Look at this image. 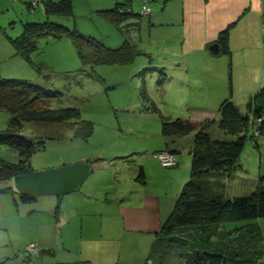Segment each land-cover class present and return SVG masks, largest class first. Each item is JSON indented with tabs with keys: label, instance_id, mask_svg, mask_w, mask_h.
I'll return each instance as SVG.
<instances>
[{
	"label": "rangeland",
	"instance_id": "1",
	"mask_svg": "<svg viewBox=\"0 0 264 264\" xmlns=\"http://www.w3.org/2000/svg\"><path fill=\"white\" fill-rule=\"evenodd\" d=\"M116 1L122 0H71V14L47 15L42 10L43 0H0V75L4 78L35 79L42 86H47V81H52L60 88L63 95L48 101L50 106H64L73 103L79 106L82 119L92 121V132L86 136L87 140L82 139L84 136H81L82 142L79 141L81 144L77 143V139L84 130V125L79 123L76 117H71L59 124L35 121L24 123L20 129L24 130L22 133L26 137L34 140L38 139L35 137H39L45 143V147L31 153L29 167L32 171H39L69 164L85 157L92 159L96 156L104 157L103 161L99 159L92 163L93 171L82 184L86 189L91 182L96 180V186L91 191H87V194L99 201L96 203L91 201L86 215H89L92 206L99 207V205L104 209L103 214L91 217L89 220L84 217L80 229L89 235L91 233L88 229H91L98 232L99 236L102 233L103 223L108 220L112 222L117 220L121 226L117 240H115L117 241L116 247L119 250H130L132 254L119 256V263L141 264L145 259L144 264H159L154 261L155 254L150 251L151 242L148 241L150 232L147 230L151 228V233L154 234L158 222L162 224L161 222L172 209L177 194L181 190V185L180 187L177 185L183 177L188 175L190 166L188 149L184 148L179 154H175L171 153L165 145L162 134L163 116L171 119L179 116H195V118L206 116L202 115L204 112H197V110H217L221 99L225 96H232L231 92L236 93L232 99L243 109L247 103L249 104L251 98L255 97V92L259 88L263 90L264 81H260L261 84L256 83L257 87L253 85L256 77L264 75V61L261 64H246V62H238V58L234 64H230L235 76L233 84L229 78L227 79L228 72L220 70L221 72L218 73L219 70H209L211 65L199 66L200 74L197 79L194 67L191 66L186 86L179 85L177 92V89H173V85L170 86L168 83L170 74H164L166 68L159 64V61L164 60L165 57L160 51L161 43H177L178 38L175 39L173 35L175 29L167 26L159 34L161 38H153L155 32L150 38L146 19L142 22L143 26L140 30L129 29L127 31L129 33L127 37L139 39L142 34L143 40L139 42V47L143 53L137 54L131 63L124 65L98 63L92 66L93 45L74 35L75 40H73L67 33L61 34L60 37L54 35V32L35 37L33 40L36 47L30 52L29 59L25 58L20 53L21 51L16 52L14 48L12 38L21 32L24 23L44 21L58 23L68 30H76L79 35L92 37L103 41L106 45L117 47L124 40L125 32L113 24L104 12L100 11L114 7ZM127 1L130 2L135 12L140 10L144 1H148L149 5L156 3V10H163V13H160L162 15H157L160 18L159 21L165 19L163 22H166L163 16H168L172 5L180 8L176 0H170L166 6H164L165 0L161 2H157L158 0ZM153 14L155 15V12ZM80 55H83V58ZM249 58L248 54L242 56V60ZM204 68L207 70H202ZM38 69L42 71L40 77H38ZM43 73L49 76L48 79L42 76ZM223 89L227 92H223ZM29 90L36 89L30 88ZM36 93L30 91L26 95L27 100L33 101L34 106L42 108L48 102H43L44 100L39 99ZM258 97L255 103H259L260 108L264 109V100ZM255 103L253 105H256ZM214 112L211 111V113ZM254 115L253 112L249 118L248 129L253 130L251 137L247 140L240 156L242 167L232 169L230 176L233 179L227 181L228 185L232 186L234 193L231 194L232 196L250 193L256 185L257 178L260 177V172H264V132L260 131L261 126H256V120H258L257 125L262 124L264 117L259 118ZM8 116L5 110L0 109V128L4 127ZM214 129L212 128L213 131ZM185 138L180 137L181 140ZM255 139L260 147L256 145ZM160 143L163 149L153 156L162 154L159 157L163 158L157 160L151 152L159 149L157 147ZM39 145L42 146V143ZM6 148L8 147L0 146V155L6 157L15 155ZM124 155L126 157L121 158ZM9 159L17 160L14 157ZM137 167H143L145 174L143 182L135 180L138 174ZM103 172H106L111 181H107ZM134 172L135 175L132 176ZM12 181L13 178L10 180L11 184ZM3 183L1 182L0 185ZM115 191L133 197L138 195V197L131 202L128 201L126 207L124 205L116 207V203H107L105 199H111L113 195H116ZM71 194L65 196H72ZM105 194L106 196L102 199ZM17 196L19 202L21 201L24 205L22 209L25 211L20 220L22 228L18 224L12 226L11 237L15 246L10 249L9 256L13 248L17 250L18 247H22L18 244L23 243L26 238L34 235L36 237L37 232L43 234L49 225L59 226V224H54L55 219L52 217L55 206L53 205L54 195H40L37 198L30 197L28 200L23 199L24 195L19 193ZM142 197H145L144 203H142ZM118 199L120 200V197ZM227 225L230 227L233 223ZM57 230L59 231L58 228ZM71 230L67 222H64L62 231L68 232L66 243L72 242L75 245L83 243L85 246L89 238L80 235L81 238L79 236L73 242L69 240ZM103 233V238L100 237L99 240L109 242L107 240L109 232L107 236L106 232ZM101 241L99 242L100 247L95 248L96 241H94L92 248L88 249L90 251L88 256L94 258V264L95 260L100 257L101 259L107 258L110 254L103 256L102 254L112 249L110 246H105V242L101 247ZM103 249H105L104 252ZM168 254L165 258L163 256L164 260L161 264H180L177 259L173 261ZM43 255L36 249L34 242H29L24 252L18 250L14 255L12 253L11 258L3 260L2 264L56 263L50 260L44 261ZM107 262L111 264V259Z\"/></svg>",
	"mask_w": 264,
	"mask_h": 264
},
{
	"label": "trees",
	"instance_id": "2",
	"mask_svg": "<svg viewBox=\"0 0 264 264\" xmlns=\"http://www.w3.org/2000/svg\"><path fill=\"white\" fill-rule=\"evenodd\" d=\"M143 5L151 6L148 1H144L140 10L135 12L129 1L122 0L116 1L112 8L100 10L107 15L113 24L125 32L124 40L117 47H111L92 37L79 35L76 30H68L51 21L24 23L21 32L12 38V42L16 52L21 51L20 53L29 59L30 52L36 47L33 40L35 37L50 32H54L57 37L67 33L73 40H75L73 37L77 36L76 38L85 39L93 45L92 66L98 63L128 64L136 58L137 54L143 53L139 47V42L143 40V36L140 34L139 39L127 37L129 35L127 31L129 29L140 30L145 19L148 27L151 25L153 8L149 7L150 11L143 13ZM71 8V0H43L42 10L47 15H69ZM165 18L168 21L163 22L165 19H162L161 22L163 23L159 21L156 28L164 25V23L168 25L169 18ZM218 41L222 46L221 50L228 53L227 35L222 34ZM262 45L264 51V38ZM80 56L83 58V55ZM151 58L153 57L151 56ZM230 71L231 68L228 71L227 79L229 78L233 84ZM41 72L38 69V77L41 76ZM1 76L0 109L5 110L9 116L4 127L0 128V146L8 147L6 149L15 155L8 157L0 155V181L4 182L3 185H0V191L6 192L9 191L7 189H10V193H18L11 186L10 180L16 174L30 171L29 157L31 153L36 149L45 147L44 140H40L39 137H35L38 139L34 140L22 133L24 130L20 127L24 123L35 121L59 124L71 117H76V120L84 125V130L77 139V143L81 144L79 142L81 136H84L82 139L87 140L86 136L92 132V121L82 119L79 106L73 103L64 106H50L48 101L63 95L60 88L52 81H47L48 85L42 86L35 79L4 78ZM42 76L46 79L49 77L47 74ZM30 88L36 90H29ZM259 89L255 92V97H252L249 104L247 103L243 109L232 99L236 93L231 92L232 96H225L221 99L217 110H197V112H204L202 115L206 116L200 118L179 116L174 119L163 116L162 134L165 145L171 153L175 154H179L184 148L188 149L190 166L188 175L182 178L181 184L177 185L179 187L181 185V190L177 194L172 209L151 242L150 251L155 254L156 259L154 261L157 263L161 264L164 260L163 256L165 258L168 253L173 261L177 259L180 264H258L262 260L264 243L260 221L264 219V172H260L254 189L246 195L232 196V186L228 185L227 182L233 179L230 176L232 169L242 167L240 156L253 131L251 128L248 129L250 116L254 112L256 117H264V109L260 108L259 103H255L257 96L264 100V87L263 90ZM30 91L37 92L39 99L48 103H45L42 108L34 106L33 101L27 100L26 95ZM211 111L215 112L211 113ZM256 121L258 124V120ZM257 124L256 126H261L260 131L264 132V122ZM15 126L18 128H14ZM212 128H215V131ZM180 137L186 138L181 140ZM257 139H255V143L259 145ZM40 143L42 146L39 145ZM157 148L159 149L151 152L152 156L163 149L161 143ZM11 157L17 158V160L12 161L9 159ZM125 157L126 155L121 156V158ZM154 158L158 160L157 155ZM85 159L92 164L99 159L103 161L105 158L96 156L94 159L88 157ZM176 162L178 163L179 160L177 159ZM98 171L100 170L98 169ZM136 171L138 174L135 180L143 182L145 179L143 167H137ZM103 173H105L104 176L108 179L107 181H111L106 172ZM133 175L135 172L132 173ZM92 185L93 188L96 186V180L92 182ZM81 188L79 190L83 196L89 197L87 190L83 186ZM114 193L116 195H113L111 199L105 198L106 202L111 203L114 200L118 202L119 197L120 200L130 198V196L118 193V191ZM105 196L106 194L102 199ZM23 197L26 200L30 199L27 195ZM89 205L86 206L87 209ZM101 209L102 206L95 207L90 213H100ZM228 223H233V225L229 227ZM19 251L23 252L24 250ZM65 253L63 254L61 251L56 259L57 262L51 264H66L68 260H74L75 255L66 251Z\"/></svg>",
	"mask_w": 264,
	"mask_h": 264
},
{
	"label": "crops",
	"instance_id": "3",
	"mask_svg": "<svg viewBox=\"0 0 264 264\" xmlns=\"http://www.w3.org/2000/svg\"><path fill=\"white\" fill-rule=\"evenodd\" d=\"M169 1L170 0H165L164 6H166V3ZM157 2H161V0H158ZM175 2L180 4V8L176 7V5H172L171 12L168 16L164 15L169 18L168 25L164 23V25L158 28H156V24L159 21L157 15H162L160 13H163V10L157 11L156 3L150 4L151 6H154V8L153 6L152 8L155 15L152 12L151 25L148 27V32L150 38L153 37L154 32L155 37L153 38H161L159 34L165 29L164 27L169 26L172 29H175L173 35H175V39L178 38L177 43H162L160 51L165 57L164 60L159 61V64L166 66V70H164L163 73L170 74L171 77L168 83L170 86L173 85V89H177V92L179 85L182 87L186 86V83L189 80L188 76L190 74L189 69L191 66L194 67L195 76L199 79V66L211 65L209 70H219L218 73H220L221 71L228 72L227 66L229 65L230 69V64H234L238 58V62H246V64H261V62L264 61L262 45L264 38V0H176ZM222 34L227 35L228 53L221 50L222 46L218 41ZM214 42H217L218 45V51L215 53L211 52L209 48ZM243 54H248L250 58L242 60ZM202 70L207 69L204 68ZM230 72L231 81L234 82L235 76L232 69ZM260 81H264V75H261L259 78L256 77L253 86L257 87L258 85H256V83L259 82L261 84ZM175 83H178V85H175ZM195 83H197V81H195ZM223 92L227 91L223 89ZM229 92L231 91L229 90ZM181 182L182 179L178 184H181ZM145 183L147 184V181ZM92 189L93 185L91 182L86 190L91 191ZM71 195L72 196L64 195L62 198L53 196L55 199L53 205L55 206L53 208L54 214L52 217L55 219L54 224H59V226L56 225L57 227H55L54 225H49V228L46 232H43V234L37 232L36 237L34 235L26 238L23 243L18 244L22 247H18L17 250H14L13 248V255L18 250L23 251L26 244L29 242H34L36 244V249L41 254H44V261L50 260V262H54L59 257L61 251L63 254H66V251L70 252L71 255H75L74 260H68L66 264H94V258L88 256L90 253L88 249L92 248L94 241H96L95 248L100 247L99 242L102 239H99L100 237L103 238V232H106V236L107 232H109V237L107 238L109 242H105L104 240L101 241V247L105 242V246H110L112 249L108 253L102 254V256L110 254L107 258L101 259L100 257L95 260V264H107V261L110 259L111 264H120L119 256L132 255L130 250H119V248L116 247L117 241L115 240H117V236L119 235L118 230L121 226L120 222L117 220H114L113 222L108 220L103 223L101 227L102 233L99 234V236L98 232H94L91 229H88L91 235L86 232L83 233L82 229H80L83 225V218L85 217V219L89 220L91 217L103 214L104 209L102 207L100 213H89V215H86V212L89 209H87L86 206L91 204L92 200L95 203L98 200L93 196L84 197L80 190L72 192ZM135 197H138V195ZM135 197L130 196V198L124 200L131 202ZM142 199V203H144L145 197H142ZM124 200L122 199L118 202L114 200L111 203H116L118 207L122 205L126 207L128 206V201L124 202ZM22 206L24 205L21 201L19 202L17 193L0 192V264H2L3 260L11 258L12 253L9 256L10 249L15 246L13 238L11 237V229L14 224H18L22 228L20 220L23 218L22 215L25 211V209H22ZM95 207L96 206L91 208L90 212ZM72 212L74 213L73 215ZM64 222H67L69 227L72 228L69 240L75 242L80 235L86 236L87 239L89 238L85 246L83 243L79 245H75L72 242L66 243L65 240L68 236V232L62 231ZM260 225L264 243V219L260 221ZM160 226L161 224L158 222V226L154 229V234L159 230ZM147 231L150 232L148 234V241L152 242L154 234L151 233V228ZM19 233H21V231ZM80 238L78 240H80ZM104 250L105 249H103V252ZM144 261L145 259L141 264H144ZM258 264H264V256Z\"/></svg>",
	"mask_w": 264,
	"mask_h": 264
},
{
	"label": "water",
	"instance_id": "4",
	"mask_svg": "<svg viewBox=\"0 0 264 264\" xmlns=\"http://www.w3.org/2000/svg\"><path fill=\"white\" fill-rule=\"evenodd\" d=\"M209 48L211 52H217V42L212 43ZM92 171L93 166L88 160H77L59 167L16 174L13 176L12 186L19 194L32 198L40 195L62 198L79 190Z\"/></svg>",
	"mask_w": 264,
	"mask_h": 264
},
{
	"label": "built area",
	"instance_id": "5",
	"mask_svg": "<svg viewBox=\"0 0 264 264\" xmlns=\"http://www.w3.org/2000/svg\"><path fill=\"white\" fill-rule=\"evenodd\" d=\"M142 10H143V13H148L150 11L149 7L146 5L142 6ZM159 155H162V154H159ZM159 155L157 156V158H159V159L163 158V157H159Z\"/></svg>",
	"mask_w": 264,
	"mask_h": 264
}]
</instances>
